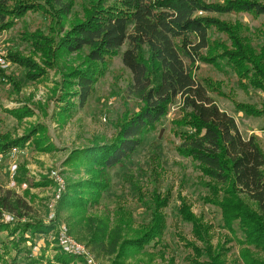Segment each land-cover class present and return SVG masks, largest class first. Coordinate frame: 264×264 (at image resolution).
<instances>
[{"label":"rangeland","instance_id":"374dc122","mask_svg":"<svg viewBox=\"0 0 264 264\" xmlns=\"http://www.w3.org/2000/svg\"><path fill=\"white\" fill-rule=\"evenodd\" d=\"M88 1L73 0L74 9L69 17H62L51 5L40 0H12L8 6H0V11L7 16V22L0 25V138L21 140L38 130L30 137V142L17 148L18 153L11 151L14 147L5 154L0 152L2 195L12 191L29 205L28 214L23 213V222L47 224L52 213L56 219L58 214L59 226L68 228L72 238L89 248L100 264H114L123 241L132 239L149 225L155 195L165 202L161 213L167 224L162 239L140 252L128 248V256L122 259V264H167L171 259L175 264H206L207 257L198 261L193 251L185 246V242L193 243L195 238L192 224L182 218L183 204L211 228V244L215 248L218 246L221 256H226L225 261L222 257L225 264H264V252L245 245L239 230L231 235L224 228L221 210L206 203L211 193L206 188L209 180L203 176L201 166L178 151L182 141L173 121L179 115V102L170 107L169 115L153 131L145 134L142 146L129 160L106 174L103 181L107 188L102 191L98 204H91L85 211L60 205L67 190L72 193L75 186L92 178L81 163L74 159L69 161L73 154L91 149L94 144L111 145L129 118L142 108L130 89L132 74L122 61L127 45L117 56L95 67L99 76L93 95L84 106L69 97L68 92H74L75 88L68 87L65 80L71 70L86 62L87 51L59 54V60L51 68L45 63L47 56L34 50L32 44L48 41L52 51L81 19ZM202 1L213 8H222L233 0ZM248 1L264 4V0ZM206 16L213 23L209 28L211 44L200 56L201 61L192 66L193 74L213 82L211 87L216 89L213 97L219 108L235 118L244 139L252 134L258 136L264 149V93L241 83L227 61L228 55L234 52L235 41L244 46L251 44L248 48L256 51L264 50V16L238 11ZM11 54L32 59L40 70L39 78L29 80L27 71L12 63ZM148 59L146 53L145 60ZM149 67L153 65L150 63ZM2 73L20 84V92L3 81ZM68 88L71 91L66 90ZM237 104L256 108L262 115L259 118L248 116L238 110ZM13 110L21 111V117L11 116L9 112ZM27 112L32 115L24 117ZM34 142L40 144L36 146ZM13 165L18 166L14 178L10 170ZM53 172H58L64 182L60 197ZM12 178L22 183L12 187ZM23 185L27 186L26 190ZM94 233H99L100 248L86 245ZM57 234L59 236L58 229L36 238L34 243L40 247L36 258L42 259L40 264H58L57 257L63 256ZM4 242H8L6 233L0 236V254L5 256L0 264H12L13 247L9 244L5 250ZM201 245L198 243L199 247ZM71 259V264H82L79 259ZM15 264L30 263L22 255Z\"/></svg>","mask_w":264,"mask_h":264},{"label":"trees","instance_id":"16d2710c","mask_svg":"<svg viewBox=\"0 0 264 264\" xmlns=\"http://www.w3.org/2000/svg\"><path fill=\"white\" fill-rule=\"evenodd\" d=\"M40 1L51 5L62 17H69L74 9L73 0ZM11 2L0 0V6L6 7ZM235 11L264 16V4L233 0L222 8H213L202 0H89L81 19L52 51L48 41L32 44L34 50L47 56L45 63L51 68L59 60V54L87 51L86 62L71 70L65 80L68 87L75 88L74 92H68L69 97L78 100L81 106L93 95L99 76L95 67L117 56L127 45L122 61L133 77L131 92L142 103V108L129 118L111 145L94 144L91 149L75 152L69 159L81 163L92 178L75 186L72 193L67 190L60 200L62 207L85 211L91 204H98L102 191L107 188L103 181L106 174L129 160L142 146L145 134L153 131L169 115L170 107L179 102V115L173 121L182 141L178 151L198 163L203 176L209 180L206 188L211 196L206 203L221 210L224 228L231 235H236L239 230L245 245L264 252V150L261 142L254 135L243 138L235 118L222 111L214 100L213 82L198 78L192 70L211 44L209 28L213 23L206 15ZM6 22L7 16L0 11V25ZM242 45L235 41L234 52L227 57L228 66L241 83L264 93V50L248 48L251 44ZM146 53L149 55L147 61ZM9 58L27 71L29 80L39 78L40 70L32 59L13 57L12 54ZM150 63L153 68L149 67ZM1 76L13 90L20 92L21 86L15 79L5 73ZM237 108L255 118L262 115L251 106L237 104ZM20 113L18 110L9 112L15 118L21 117ZM37 131L35 129L29 136L16 141L0 138V152L5 154L13 147H24ZM39 144L34 142L36 146ZM18 183L22 181L18 180ZM2 191L0 189V236L6 233L8 239L3 243L4 249L12 245L15 253L12 264L22 255L28 263L40 264L42 259L33 254L34 242L56 230L58 214L54 224L23 222V213L28 214L29 205L12 191L3 192V195ZM152 202L155 207L150 209L151 222L132 239L123 241L114 264H122V259L128 256V248L140 252L153 242L160 243L167 224L161 213L165 202L156 195ZM184 205L180 212L183 220L192 224L195 238V242H185V246L193 251L198 261L207 257L206 264H225L226 256H221L218 246L215 248L211 244V228ZM4 215L13 216L14 221L6 223ZM99 233H94L88 240V247H101ZM29 243L31 246H26ZM4 258L0 254V261ZM56 261L71 264L72 259L63 254ZM167 264H175L174 259Z\"/></svg>","mask_w":264,"mask_h":264},{"label":"built area","instance_id":"2783aa9c","mask_svg":"<svg viewBox=\"0 0 264 264\" xmlns=\"http://www.w3.org/2000/svg\"><path fill=\"white\" fill-rule=\"evenodd\" d=\"M12 152L14 154L18 153V149L15 148L12 150ZM10 170H11L13 178H14V176H16L18 173V166L13 165ZM52 177H53V180L59 186L58 192H59V197H60L62 192L64 191V182L61 179L60 174L58 172H53ZM13 178L11 180V186L16 187V185L18 184V181L14 180ZM23 186L24 187H22V188H24V190H26L27 186H25V185H23ZM4 219H5L6 223H10V222L14 221V217L11 215H4ZM55 222H56V216L54 213H52L47 220V224H54ZM57 227L58 228H56V230L58 229V233H59V236L57 234L58 245H59V248L61 249L62 253L65 256L71 257V258L74 257L75 259H79L80 261H82V264H100L97 261V259L94 257V255L91 253V250L89 248H87L82 243L76 241L74 238H72V236L69 233L68 228L62 227L59 225ZM39 250H40L39 244L35 245L33 248L34 257H36L37 253H39Z\"/></svg>","mask_w":264,"mask_h":264},{"label":"crops","instance_id":"0c3cea01","mask_svg":"<svg viewBox=\"0 0 264 264\" xmlns=\"http://www.w3.org/2000/svg\"><path fill=\"white\" fill-rule=\"evenodd\" d=\"M249 130H251V128H249ZM252 135H253V134H252ZM252 135H251V136H252ZM254 136H255V135H254ZM256 137H258V136H256ZM259 141H260V140H259ZM260 142H261V141H260ZM261 145H262V143H261ZM262 148H263V147H262ZM263 150H264V149H263Z\"/></svg>","mask_w":264,"mask_h":264}]
</instances>
